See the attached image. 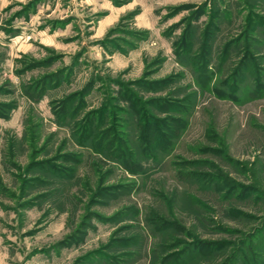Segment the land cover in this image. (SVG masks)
Here are the masks:
<instances>
[{
  "label": "rangeland",
  "instance_id": "obj_1",
  "mask_svg": "<svg viewBox=\"0 0 264 264\" xmlns=\"http://www.w3.org/2000/svg\"><path fill=\"white\" fill-rule=\"evenodd\" d=\"M0 264H264V0H0Z\"/></svg>",
  "mask_w": 264,
  "mask_h": 264
}]
</instances>
